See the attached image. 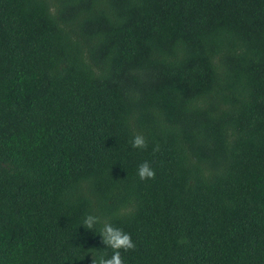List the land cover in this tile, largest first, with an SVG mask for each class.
<instances>
[{"label":"trees","instance_id":"trees-1","mask_svg":"<svg viewBox=\"0 0 264 264\" xmlns=\"http://www.w3.org/2000/svg\"><path fill=\"white\" fill-rule=\"evenodd\" d=\"M104 222L124 264H264V0H0V264Z\"/></svg>","mask_w":264,"mask_h":264},{"label":"clouds","instance_id":"clouds-1","mask_svg":"<svg viewBox=\"0 0 264 264\" xmlns=\"http://www.w3.org/2000/svg\"><path fill=\"white\" fill-rule=\"evenodd\" d=\"M131 148H147V142L144 136L140 134L135 135L131 141ZM153 151H159V147H155ZM137 176L141 181L151 180L155 178V172L148 162H144L138 166ZM98 223H100L98 217L88 215L84 218L82 226L85 229L92 230ZM99 235L101 237V243L106 247V250L111 249L112 255L107 256L106 251H101L98 256L95 258L92 257L91 264H124L121 251L128 252L134 250L136 247L128 233H125L120 228L112 226V224L108 222L103 223Z\"/></svg>","mask_w":264,"mask_h":264}]
</instances>
